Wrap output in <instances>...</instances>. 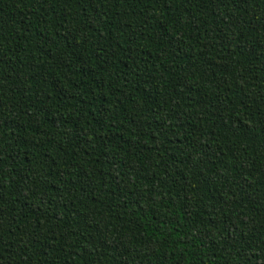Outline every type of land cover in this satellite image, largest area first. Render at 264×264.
Wrapping results in <instances>:
<instances>
[{
	"label": "trees",
	"instance_id": "obj_1",
	"mask_svg": "<svg viewBox=\"0 0 264 264\" xmlns=\"http://www.w3.org/2000/svg\"><path fill=\"white\" fill-rule=\"evenodd\" d=\"M0 264H264V0H0Z\"/></svg>",
	"mask_w": 264,
	"mask_h": 264
}]
</instances>
